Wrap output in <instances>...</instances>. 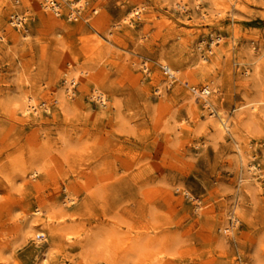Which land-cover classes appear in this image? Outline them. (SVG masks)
<instances>
[{
    "label": "rangeland",
    "instance_id": "1",
    "mask_svg": "<svg viewBox=\"0 0 264 264\" xmlns=\"http://www.w3.org/2000/svg\"><path fill=\"white\" fill-rule=\"evenodd\" d=\"M42 3L0 0V264H264V0Z\"/></svg>",
    "mask_w": 264,
    "mask_h": 264
},
{
    "label": "built area",
    "instance_id": "2",
    "mask_svg": "<svg viewBox=\"0 0 264 264\" xmlns=\"http://www.w3.org/2000/svg\"><path fill=\"white\" fill-rule=\"evenodd\" d=\"M64 1H66V0H43L42 7L46 11L50 12L51 14H53L55 16H61L63 14V10H64ZM81 12H82V9L80 7L72 8V10H70V12L68 13L67 17L70 20L77 19L79 17V15L81 14ZM25 23H26V18L23 14L16 13V14L11 16L10 24L14 28L21 29L24 27ZM212 41L213 42L210 44V49L208 50L209 54L213 53V46L215 44H219L221 42V38L217 37V38L213 39ZM161 70L169 82H171L173 84L177 81V76H176L175 72L169 66L162 65ZM190 91L193 94H195L196 96H198V98H207L211 94L210 91L208 92L206 86L202 87V88L190 87ZM100 95H102V94L97 93L95 96V99L101 105H105L106 104L105 98H104L105 100H103V102H101L102 100L100 98L97 99V96H100Z\"/></svg>",
    "mask_w": 264,
    "mask_h": 264
},
{
    "label": "bare ground",
    "instance_id": "3",
    "mask_svg": "<svg viewBox=\"0 0 264 264\" xmlns=\"http://www.w3.org/2000/svg\"><path fill=\"white\" fill-rule=\"evenodd\" d=\"M207 90H208V88H207ZM208 92H209V90H208ZM103 98V97H102ZM27 109V108H26ZM223 134V133H222Z\"/></svg>",
    "mask_w": 264,
    "mask_h": 264
}]
</instances>
